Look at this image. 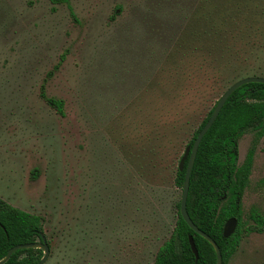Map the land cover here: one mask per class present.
Instances as JSON below:
<instances>
[{
	"label": "rangeland",
	"instance_id": "rangeland-1",
	"mask_svg": "<svg viewBox=\"0 0 264 264\" xmlns=\"http://www.w3.org/2000/svg\"><path fill=\"white\" fill-rule=\"evenodd\" d=\"M68 5L0 0V199L41 217L42 264H152L194 131L230 83L264 77V0ZM253 148L243 226L264 215V138ZM226 264H264V233L242 230Z\"/></svg>",
	"mask_w": 264,
	"mask_h": 264
},
{
	"label": "trees",
	"instance_id": "trees-1",
	"mask_svg": "<svg viewBox=\"0 0 264 264\" xmlns=\"http://www.w3.org/2000/svg\"><path fill=\"white\" fill-rule=\"evenodd\" d=\"M68 5V0H50ZM43 99L62 114V101L47 97ZM211 110L197 126L188 145ZM246 129L254 131L252 143L240 163L237 162V140ZM264 137V84L249 82L237 87L225 100L212 124L202 136L195 153L189 175L185 201L186 212L193 224L207 234L219 248L221 263L226 264L235 252L241 231L264 233V215L255 207L247 212V222L243 226L240 200L249 180L252 165L253 146ZM176 167L174 185L181 189L183 173ZM264 179L259 183H263ZM167 239L157 248L152 264H215L212 245L193 232L178 213ZM234 217L236 227L228 236H222V226L226 219ZM43 233L40 216L13 207L0 199V259L8 248L20 243L39 240ZM188 236L192 237L197 258L189 247ZM42 256L39 248L14 250L2 264H36Z\"/></svg>",
	"mask_w": 264,
	"mask_h": 264
},
{
	"label": "water",
	"instance_id": "water-1",
	"mask_svg": "<svg viewBox=\"0 0 264 264\" xmlns=\"http://www.w3.org/2000/svg\"><path fill=\"white\" fill-rule=\"evenodd\" d=\"M249 82H256V83H263L264 84V77H260V76L242 77V78H239V79L233 81L224 89V91L221 93V95L217 99L213 109L211 110L210 115L208 116L206 121L203 123L201 128L198 130L195 137L193 138L191 145H187L185 147L181 157L179 158L178 165H177L178 170H181L182 164H183L184 160L187 158L184 173H183V181H182V186H181V191H180V197H179V201H178V213H179L180 217L182 218V220L186 223V225L193 232H195L196 234H198L201 237H203L204 239H206L212 245V247L214 249V253H215V264H222L219 248L217 247L215 242L207 234L202 232L200 229H198L193 224V222L190 220V218L186 212L185 201H186V196H187V191H188L189 175H190L191 166H192V163H193V160L195 157V153L197 150V146H198L202 136L206 132V130L209 128V126L214 121L215 117L217 116V114H218L220 108L222 107V105L224 104L225 100L237 87H239L245 83H249ZM235 226H236V219L234 217H229L228 219H226L223 226H222V236L228 237L234 231ZM188 243H189V247H190V249L194 255V258L196 259L197 258V251L195 249V246H194V243H193L191 236H188ZM29 247L39 248L42 250V256L39 258V260L36 263V264H42L45 261L46 257L48 256V253H49L48 245H47L43 236H40V240L37 242L34 241V242H29V243H20V244H16V245L11 246L10 248L7 249L5 255L0 259V264L4 263L14 250L20 249V248H29Z\"/></svg>",
	"mask_w": 264,
	"mask_h": 264
},
{
	"label": "flooded vegetation",
	"instance_id": "flooded-vegetation-1",
	"mask_svg": "<svg viewBox=\"0 0 264 264\" xmlns=\"http://www.w3.org/2000/svg\"><path fill=\"white\" fill-rule=\"evenodd\" d=\"M261 138H264V137H261ZM260 138V139H261ZM252 160H253V157H252ZM244 192V191H243ZM242 195H243V193H242ZM241 198H242V196H241ZM240 205H241V200H240ZM236 224H237V222H236ZM236 227V226H235ZM43 235V233L41 234V236ZM39 240H40V237H39Z\"/></svg>",
	"mask_w": 264,
	"mask_h": 264
}]
</instances>
